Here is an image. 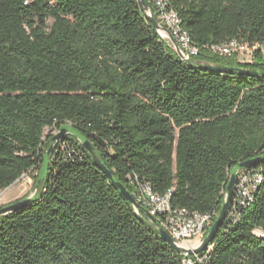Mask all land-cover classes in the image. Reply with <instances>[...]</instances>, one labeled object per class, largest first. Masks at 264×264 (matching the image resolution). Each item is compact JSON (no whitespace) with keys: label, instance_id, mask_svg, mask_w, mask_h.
<instances>
[{"label":"trees","instance_id":"1","mask_svg":"<svg viewBox=\"0 0 264 264\" xmlns=\"http://www.w3.org/2000/svg\"><path fill=\"white\" fill-rule=\"evenodd\" d=\"M170 3L198 48L188 63L139 0H0V191L27 174L36 188L54 136L45 131L65 124L131 195L137 180L199 214H218L231 168L261 158L244 169L262 175L252 202L225 216L196 264H264V0ZM233 39L248 45V62L209 50ZM182 260L72 136L40 197L0 217V264Z\"/></svg>","mask_w":264,"mask_h":264},{"label":"built area","instance_id":"2","mask_svg":"<svg viewBox=\"0 0 264 264\" xmlns=\"http://www.w3.org/2000/svg\"><path fill=\"white\" fill-rule=\"evenodd\" d=\"M146 1L158 23L169 32L178 44L184 59L189 61L190 58L197 56L198 48L192 44L188 33L182 28L180 17L172 8L170 0ZM163 40L171 45L168 39ZM209 50L220 57L233 55L239 57L249 52L248 45L237 39L213 45ZM261 182L262 175L258 170L239 171L226 216L232 218L238 209L246 208L252 202L253 195ZM134 186L132 197L147 212V221L153 228L164 230L179 248L184 250L198 248L217 217L215 212L199 214L186 209L173 208L170 204V192L159 195L154 193L148 184H140L137 180H135ZM133 210L137 215H142L137 209ZM209 249L208 245L206 251ZM181 254L183 256L182 264H196L204 259L200 254L192 256H188L186 253Z\"/></svg>","mask_w":264,"mask_h":264},{"label":"water","instance_id":"3","mask_svg":"<svg viewBox=\"0 0 264 264\" xmlns=\"http://www.w3.org/2000/svg\"><path fill=\"white\" fill-rule=\"evenodd\" d=\"M140 3V7L146 17V19L149 21V23L151 24L152 28L159 34V36L163 39H168L169 42L171 43V48L173 50V52L176 54V56L183 62L188 63V60L184 59L183 53L181 52V50L179 49L178 44L175 42V40L170 36L169 32L163 28L158 21L156 20V18L153 16L151 9L147 3L146 0H139ZM191 67L197 68V69H204V70H210V71H216L219 73H226L229 72L230 70L227 68H218V67H214V66H204V65H199V66H193L191 65ZM238 73L246 75V76H255L257 75V73L254 72H248V71H243V70H238ZM66 136H72L76 139L79 140V142L83 145V147L87 150V152L89 153L90 157L92 158L94 164L102 171V173L106 176V178L111 182L112 186L117 189L118 191H120V193L123 195V197L125 198V200L131 205V207L133 209H137L142 215L140 216L141 219L145 220L149 225L150 223L147 221L148 218V214L147 212L141 207L139 206L134 198L132 197V195L123 187L122 184H120L119 182L115 181L110 173V171L106 168V166L101 162L100 158L98 157V155L96 154L94 148L91 146V144L86 140V138H84L83 136H81L73 127H71L70 125H62L59 129L58 132L52 137L51 139V144L49 146V148L47 149L46 153L43 156V160H42V165L38 174V180H37V185L36 188L34 189L32 195H30L29 197L15 202L13 204L4 206L2 208H0V217L5 216L7 214L19 211L23 208H25L27 205L35 202L41 195V192L43 190L44 187V182L46 180L47 177V173H48V168H49V164H50V160L51 157L56 149V147L59 145L60 142L63 141V139ZM263 159L261 158H256V159H251V160H247L245 162H241L239 164H237L236 166H234L233 168H231L230 172H229V179L227 182V186H226V193H225V197H224V201L221 205L220 210L218 211L217 217L215 219V221L213 222V224L211 225V227L209 228L207 234L205 235L202 243L198 246V248L194 249V250H184L182 248H179L175 245V243L173 242V240L170 238V236L162 229L160 228H153L151 225V227L153 228L154 233L164 242H166L167 244H169L175 251L179 252V253H186L188 256H192L195 254H200L201 252L205 251L206 248L208 247V245L211 243L213 236L216 234V232L218 231V229L220 228L223 220L225 219L226 216V211L227 208L230 204L231 201V197L233 194V189L234 186L236 184V177L239 171L244 170L254 164L259 163L260 161H262Z\"/></svg>","mask_w":264,"mask_h":264},{"label":"rangeland","instance_id":"4","mask_svg":"<svg viewBox=\"0 0 264 264\" xmlns=\"http://www.w3.org/2000/svg\"><path fill=\"white\" fill-rule=\"evenodd\" d=\"M262 52L264 54V45L262 46ZM240 59V56H239ZM241 61L248 62L249 57L245 56ZM58 132L56 129L46 130L45 136L55 135ZM35 173L33 174V176ZM34 191V184L32 180V175L27 174L22 176L16 183L6 190L0 191V208L10 205L13 202L20 200L21 198L32 195ZM26 197V198H27Z\"/></svg>","mask_w":264,"mask_h":264}]
</instances>
